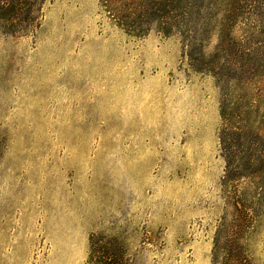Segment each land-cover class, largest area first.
<instances>
[{
	"label": "rangeland",
	"instance_id": "374dc122",
	"mask_svg": "<svg viewBox=\"0 0 264 264\" xmlns=\"http://www.w3.org/2000/svg\"><path fill=\"white\" fill-rule=\"evenodd\" d=\"M20 1L0 264H264V0Z\"/></svg>",
	"mask_w": 264,
	"mask_h": 264
},
{
	"label": "trees",
	"instance_id": "16d2710c",
	"mask_svg": "<svg viewBox=\"0 0 264 264\" xmlns=\"http://www.w3.org/2000/svg\"><path fill=\"white\" fill-rule=\"evenodd\" d=\"M39 1H41V0H34V1L33 0H21L20 1L21 2L20 5L23 6V7H26V6H29V3L32 4L33 2L37 3ZM172 4H171L172 8L174 9V11L176 13L184 12L183 10L180 9V4H181L180 0H173ZM195 5H197L195 0H192V3L187 8L188 14H190L191 11H193V9H195ZM18 7H19L18 5L16 6V5L13 4L11 7L9 6L7 9L6 8L2 9L1 6H0V23L4 22V21H9L8 20V16L9 15H10V17L12 15H14L18 19H21V16H19L17 14L18 10H19ZM191 20L193 21L192 18H191ZM169 21H170V25H169L170 30L177 29L178 31H182L183 26H184V23L182 22V18L175 19V20L170 19ZM5 23H7V22H5ZM190 26H193V24H190ZM195 33H198V32H195ZM235 73L236 72L232 71V70H225L224 68H218L214 64H210V71H208V74L214 75L215 77L218 76V78H220L223 83L224 82H228V81L232 80L233 78H236V74ZM240 78H241V81H243L244 77L241 76Z\"/></svg>",
	"mask_w": 264,
	"mask_h": 264
}]
</instances>
